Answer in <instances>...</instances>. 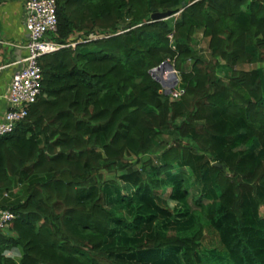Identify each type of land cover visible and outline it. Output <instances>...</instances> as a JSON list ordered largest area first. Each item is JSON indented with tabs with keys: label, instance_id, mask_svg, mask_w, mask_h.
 Instances as JSON below:
<instances>
[{
	"label": "trees",
	"instance_id": "1",
	"mask_svg": "<svg viewBox=\"0 0 264 264\" xmlns=\"http://www.w3.org/2000/svg\"><path fill=\"white\" fill-rule=\"evenodd\" d=\"M55 4L49 39L101 36L41 55L40 93L0 135V264H264V0ZM164 60L177 97L150 73Z\"/></svg>",
	"mask_w": 264,
	"mask_h": 264
},
{
	"label": "built area",
	"instance_id": "2",
	"mask_svg": "<svg viewBox=\"0 0 264 264\" xmlns=\"http://www.w3.org/2000/svg\"><path fill=\"white\" fill-rule=\"evenodd\" d=\"M27 39L24 43L26 54L21 58L22 65L13 73L7 89L8 108L0 116V135L11 132L18 122L28 113V104L34 102L40 93L42 73L39 57L53 52L65 45L74 46L76 41L100 37L101 34H80L67 43H60L47 37L57 27L55 0H24ZM174 91L175 93H173ZM170 94L177 97L182 90L170 89ZM13 213L7 208H0V228L12 220Z\"/></svg>",
	"mask_w": 264,
	"mask_h": 264
},
{
	"label": "crops",
	"instance_id": "3",
	"mask_svg": "<svg viewBox=\"0 0 264 264\" xmlns=\"http://www.w3.org/2000/svg\"><path fill=\"white\" fill-rule=\"evenodd\" d=\"M24 0H3L0 2V116L8 108L6 98L9 81L14 71L22 65L26 54L24 43L27 29L24 23ZM0 190V200L2 199ZM6 255L18 258V249H7Z\"/></svg>",
	"mask_w": 264,
	"mask_h": 264
},
{
	"label": "rangeland",
	"instance_id": "4",
	"mask_svg": "<svg viewBox=\"0 0 264 264\" xmlns=\"http://www.w3.org/2000/svg\"><path fill=\"white\" fill-rule=\"evenodd\" d=\"M198 36H199V41L196 43V49L198 51L203 52L204 54H206L208 56L210 51L207 47V38L202 37L199 32H198ZM190 64H191V59H187L183 64L184 69H188L190 67ZM261 65H262V63H256V64L255 63H249V64H246L244 67L250 68L252 66H261ZM174 70H175L177 78H178V81L174 84V88H177L180 76H179V72L175 68H174ZM168 87H169L168 84L162 85L161 91H164ZM172 92L175 93L174 91H172ZM164 93H165V91H164ZM173 93H171L170 91L168 92V94H173ZM170 96H172V95H170ZM172 97H175V96H172ZM167 139H169V137L166 135H162V136L156 138V140L154 141L151 149L149 150V152L147 153L146 156H154L155 154H157L160 151V149L162 148L164 140H167ZM105 175L107 177H111V176H113V173L112 172H105ZM192 190L196 191L195 185L192 186ZM170 203L173 204L172 202H170ZM203 244L207 247L220 245L218 242V237H217L216 233H214L213 231H209V230H206V232H205V235L203 238ZM198 256H199V259H200L202 264H211L208 257H206L202 254H199Z\"/></svg>",
	"mask_w": 264,
	"mask_h": 264
},
{
	"label": "water",
	"instance_id": "5",
	"mask_svg": "<svg viewBox=\"0 0 264 264\" xmlns=\"http://www.w3.org/2000/svg\"><path fill=\"white\" fill-rule=\"evenodd\" d=\"M167 15H168L167 12H154L151 14V17L153 19H157V18L166 17ZM150 73L155 79H157L161 83V85H165V84L169 85V87L164 90L165 94H168L172 86L178 81L173 64L168 60H164L157 66L153 67L150 70ZM167 73H169V78H167L166 80V77L168 76ZM171 76L173 77V79H170Z\"/></svg>",
	"mask_w": 264,
	"mask_h": 264
},
{
	"label": "bare ground",
	"instance_id": "6",
	"mask_svg": "<svg viewBox=\"0 0 264 264\" xmlns=\"http://www.w3.org/2000/svg\"><path fill=\"white\" fill-rule=\"evenodd\" d=\"M168 72H170V71H168ZM167 75H168V76L166 77V80H167V78H169V73H167ZM165 76H166V75H165ZM170 79H173V77L171 76ZM168 81H169V79H168Z\"/></svg>",
	"mask_w": 264,
	"mask_h": 264
}]
</instances>
